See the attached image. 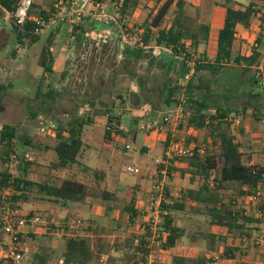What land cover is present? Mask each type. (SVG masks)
Returning a JSON list of instances; mask_svg holds the SVG:
<instances>
[{
	"label": "rangeland",
	"instance_id": "374dc122",
	"mask_svg": "<svg viewBox=\"0 0 264 264\" xmlns=\"http://www.w3.org/2000/svg\"><path fill=\"white\" fill-rule=\"evenodd\" d=\"M51 1L44 0L45 7ZM212 1L187 0L185 13L193 20L200 21V16L201 20H206L205 11ZM237 1L243 4L249 2V0ZM41 2L43 1L41 0ZM153 4L154 0H139L137 6L133 8L130 20H123V23L127 26L132 25L133 22L141 23ZM76 7H81L84 12L81 20L89 18L104 24L100 30L94 31L106 34L105 42L94 46L91 39L84 36L85 38L79 44H75L72 28L73 25L77 24H72L66 18L52 24L43 35H40V39L30 47L21 46L15 42L9 19L0 14V125L3 123L13 125L18 132L27 133L31 137L32 143L36 147L35 150L19 149L20 153L24 152L30 155L31 161L35 163L34 166H31L29 179L33 181H56V176L64 177L67 173H74L79 180L91 186L93 185L92 171L89 173L81 172L76 165L68 170L53 171L49 169L48 165L53 158L52 148L56 142L55 129L46 134L40 133L39 129L49 120L54 121L56 126L65 122L73 115L77 103L81 104L86 101V98H92L96 105L93 110H97L98 114L94 117L93 122L83 129L84 146L82 157L79 160L91 169L104 171L103 186L117 195L116 200L108 202L111 206L119 205L120 207L135 197V203L141 207V210H146L151 195L155 194V190L152 189L153 179L147 174V170L154 168V159L161 155V146L164 145L167 133H173L175 137L184 141L188 146H203L205 148L203 138L207 129L189 126L187 121L190 115V111L187 109L189 102L184 106L185 115L176 126H170L169 121L164 123L165 117L175 113L178 101L171 106H166L162 102V98L156 93V87L161 86L163 81L161 69L155 66L149 68L144 61H121L120 50L124 44L122 35L125 33V29L121 27L117 20L119 14L114 13L115 10L111 5H102V10L108 15L104 20L87 15L91 11L89 0L79 1L78 5L73 8ZM109 20L111 25H107ZM50 33L55 34L57 39L54 43L55 51L52 52L51 71H46L39 64V58ZM257 33L255 24L249 29L238 30L235 49H240V51L248 54L255 47L254 39ZM204 48L207 52V46L200 44L198 51H202ZM262 67H264V49L260 66H254L248 73L243 74L241 66L230 64L223 73L215 78L202 73L200 80L195 79L194 81L197 87H201L200 90L194 91L195 95L199 91L204 93L208 89L211 104H227L237 110L247 106L244 113L238 114L237 117L233 118L234 113L230 114V119L233 121L231 128L236 141L241 145L240 150L243 153V158L252 164H264V126L260 124L259 120H255L251 116L253 105H264V72ZM257 73L260 75L257 77L258 84L251 89L247 79L250 75H257ZM181 82L179 79V83ZM239 82L241 83L238 84ZM139 84L143 90H146L140 93ZM1 85L5 87L2 88ZM249 90H251L252 95L248 94ZM117 94L126 97L127 102L124 105L119 103V99L116 98ZM180 97L186 98L182 93L177 97L178 100ZM104 103L111 104V113L119 116L124 127L122 133L125 138L119 137L118 143L115 142L118 139L114 138L113 135L111 139L104 137L107 123L106 116L103 114ZM213 109H208L205 114L211 113ZM140 126L147 128L140 130ZM126 144L128 145L127 148ZM8 165L12 175H17V162L11 159ZM127 165L139 167L143 171L142 174L129 173L125 168ZM183 165L175 163L174 167L180 169ZM4 167L5 165H2L0 160V169ZM168 182L175 187L197 186L195 182H189L187 174L182 176L179 170L170 171L166 183ZM90 191V194L94 196L88 197L87 200H92L96 204L103 201L96 195L98 191L94 189ZM257 191L259 192L255 196H238L234 189L224 192L226 196L235 199L237 207L240 210L244 209V214L261 220L260 222L253 221L245 226L244 232L248 231L250 237L245 235L243 237L239 235L234 238L228 237L226 232L215 230L204 215L190 213L188 207V210L176 215V222L185 229V236L176 246L167 252H163L162 255L167 260L180 251L186 256L200 251H206L208 254L217 256L227 245H233L239 247L240 251L234 257L228 254L229 258L225 259L224 262L220 260L221 264H264V216L257 212L256 208L258 203L260 204L261 200L264 199V189L260 187ZM33 193L31 196L35 195L34 191ZM73 204L71 203V205ZM19 207L24 213H38L43 217H51L57 223L58 221L60 223L67 221L69 225L73 220L75 222L78 219L86 221L80 212H75L74 208L71 209L73 213L69 212V219H66L63 216L65 213L61 210L62 207L47 200L34 198L19 204ZM139 220L141 223V215ZM124 225L120 223L115 228H105L104 235H114L105 238L107 242L105 250L113 246L115 239L123 238ZM80 233L84 234L85 232L80 229ZM204 233L224 235L227 240L221 241L217 237L205 238ZM192 235L196 236L195 240L191 239ZM94 239L89 237L90 244H93ZM25 244L29 248L30 258L34 245L42 244L54 249L55 252L51 257H48L47 264H56L55 261L62 246V237L40 235L33 237V239H27ZM121 256L118 250L116 257L120 259ZM138 258L139 254L129 253L124 256V261L130 264ZM108 264L110 263L108 262Z\"/></svg>",
	"mask_w": 264,
	"mask_h": 264
},
{
	"label": "trees",
	"instance_id": "16d2710c",
	"mask_svg": "<svg viewBox=\"0 0 264 264\" xmlns=\"http://www.w3.org/2000/svg\"><path fill=\"white\" fill-rule=\"evenodd\" d=\"M17 1L0 0L1 16L3 17L5 12L12 14ZM40 1L33 0L23 30H19L9 19L16 44L30 47L40 39V36L33 33L35 21L38 18L47 19L50 14L55 12L58 0H52L46 6L47 9L44 0L41 3ZM93 1L102 5H111L115 10L114 13L119 14L117 20L121 27L137 38L136 46H122L120 50L121 61H144L149 68L155 66L161 69L162 85L157 86L155 91L162 98V102L166 106H171L178 101L177 97L182 93L183 96H186L184 106L189 102L187 108L190 111L187 119L189 126L207 129L203 138L204 152L198 154L195 150L190 157L176 158L171 167L174 171L179 170L182 176L187 174L189 182H195L197 186L175 187L169 182L165 184V196L168 202L162 201L160 205L161 210L164 211L160 214L159 223V233L162 235L161 249L164 251L172 249L185 236V229L176 222V215L188 210V207L190 213L202 214L210 225L223 228L228 237L234 238L237 235L250 237L248 231L244 232L245 226L253 221L260 222L261 220L244 214V209L240 210L237 207L235 199L226 196L224 193L234 189L238 196H252L255 195L258 186L264 187V164H252L244 160L240 150L241 145L236 141L231 128L233 121L230 119V114L234 113L233 118L237 117L238 114L244 113L247 106L237 110L227 104H211L208 89L204 93L199 91L195 95L194 91L200 90L201 87H197L194 81L195 79L200 80L202 73L215 78L223 73L230 64L241 66L243 74L248 73L254 66H260L264 49V0H249L247 4L234 0H221L226 12L223 26L218 31L216 51L212 60L208 59L205 48L198 51L200 44L206 46L208 43L209 24L188 17L185 13L187 0H154V4L150 7L143 21L141 23L133 22L130 26L124 24L123 20H130L133 8L137 6L139 0ZM254 24L258 30L254 39L255 47L248 54L240 51V49H235L238 38L236 26L241 25L244 29H249ZM107 25H111L110 20ZM102 26H104L103 23H98L89 18L73 25L72 34H74L75 44H79L85 38V32L100 30ZM54 36L55 34L50 33L40 53L39 64L46 71H51L52 54L49 51V46ZM139 42H142L144 46L162 45L169 52L164 51L159 56H154L150 48L139 46ZM192 59L194 72L183 89L179 85V79L188 70L186 61ZM262 69L264 72V67ZM62 76L65 77L64 73ZM259 76L257 73V75L248 77L247 83L251 89L258 84L257 77ZM1 87L4 88L5 86L1 85ZM145 90L139 84V92ZM248 94L252 95L251 90ZM116 98L119 99L121 105L127 102L126 97L121 94H117ZM83 104H88L91 111L78 114V108ZM104 105L103 114L106 116L107 123L113 119L120 123L119 116L111 113V104L104 103ZM95 107L94 100L86 98L85 102L75 105L73 115L56 126V142L52 148L53 158L48 165L49 169L53 171L68 170L74 165L78 166L81 172L89 173L92 171L93 185L89 186L84 181L79 180L74 173H67L64 177L56 176V181H33L29 179L31 166H34L35 163L26 159L25 153H20L19 149L34 151L36 147L27 133L18 132L15 126L3 123L0 125V160L5 167L0 169V201L7 198L8 201L19 206L21 203L37 198L43 201H51L65 208L69 202H83L87 197H93L94 195L90 194L91 189L98 191L96 195L103 201L116 200V194L103 186L104 172L91 169L79 160L82 157L84 146L83 129L91 124L98 114L97 110H93ZM211 108H214L213 111L205 114V111ZM252 108L251 116L255 120L264 116V112H262L264 105H253ZM111 136V131L105 129L104 137L111 139ZM167 140L168 136L165 137L164 144ZM11 159L17 162V175H12L9 169L8 164ZM175 163L184 165L180 169H175ZM33 191L35 195L31 196V193L34 194ZM256 208L257 212L264 216V199L261 200L260 204L258 203ZM122 209L129 214L128 221L124 225L123 238L115 239L113 243V246L119 250L122 256L120 259L111 257L109 263L128 264L124 261V256L132 253L139 254V258L130 264H141L147 254L148 249L144 244L149 232H139L141 213L136 210L133 198L131 201L125 202ZM69 216L70 213L66 219H69ZM78 229L85 232L83 235L98 236L105 233V229L95 222H90L89 225ZM83 235L62 237V252L59 256L63 258V264H96L97 252L104 249L102 240L96 238L95 247L92 248L89 237ZM203 235L205 238L217 237L221 241L227 240L224 235L220 234L209 235L204 233ZM29 238L33 239V237ZM191 239L195 240L196 236L192 235ZM239 251V247L227 245L217 256L208 254L206 251H200L189 256L181 253L173 254L169 260L173 264H216V261L223 260L224 262L225 259H228V254L234 257ZM54 252L52 248L37 244L34 245L30 260L32 264H47L48 257H51Z\"/></svg>",
	"mask_w": 264,
	"mask_h": 264
},
{
	"label": "built area",
	"instance_id": "2783aa9c",
	"mask_svg": "<svg viewBox=\"0 0 264 264\" xmlns=\"http://www.w3.org/2000/svg\"><path fill=\"white\" fill-rule=\"evenodd\" d=\"M79 1L83 0H58L55 12L50 14L47 19H36L33 33L38 36L43 35L52 24L56 23V21L66 18L72 24H78L84 16V12L81 7H73L78 5ZM89 1L91 3V11L87 15H91L95 19L103 20L108 17L102 10V4L94 2L93 0ZM32 2L33 0H18L13 13L5 12L4 15L7 19H10L19 30H23ZM85 36L91 39L94 46H98L99 43L105 42L107 37L106 34H101L94 30L86 32ZM122 39L124 42L123 45L136 46L138 43L137 38L127 33L126 30L122 35ZM139 46L150 48L154 56H159L164 51L169 52V50L162 45L154 44L144 46L142 42H139ZM186 65L188 66V70L182 76V82L179 83L183 89L194 72L193 59L186 61ZM184 104L185 99L180 97L176 104L177 108L175 113L165 117L164 123L169 121L170 126H176L183 118V115H185ZM88 111H91V107L88 104H83L78 108V114H84ZM259 121L260 124L264 126V116L261 117ZM55 128L56 123L49 120L39 129V132L46 134L50 133ZM146 128V126H140V130H145ZM105 129L111 131V134L114 138L118 139V141L121 137L124 138L122 134V132H124V127L121 122L118 123L115 119L106 123ZM167 136L168 140L163 145L161 155L154 159V168L147 170V174L153 179L152 189L155 190V194L151 195L149 205L146 207L147 209L142 210L141 213L142 221L139 232H149L144 244L148 250L141 264H173L162 255L163 252L167 251L161 249L162 235L159 233L160 214L164 213L160 205L162 201L168 202L165 196V184L176 158L190 157L194 154L195 150L198 154H202L205 149L203 146H188L184 141L175 137L173 133H167ZM125 146L126 148L128 147L127 144ZM24 156L29 161L32 160L27 153H25ZM126 170L131 174H142L143 172L139 167L132 165H127ZM260 187L258 186L257 189H260ZM262 188L264 189V187ZM258 192L259 191L256 193ZM84 225H89V222L78 219L76 222L74 220L71 221L68 225L67 221L57 223L51 218L43 217L38 213H24L15 203L8 201L7 198L6 200L2 199V201H0V264H32L29 257V248L25 244V238L40 235H54L56 237L82 236L78 228ZM117 252L118 249L113 246L105 251L99 252L97 254L96 264H107L111 257L116 256ZM56 264H63V258L59 257L56 260ZM216 264H221V262L216 261Z\"/></svg>",
	"mask_w": 264,
	"mask_h": 264
},
{
	"label": "crops",
	"instance_id": "0c3cea01",
	"mask_svg": "<svg viewBox=\"0 0 264 264\" xmlns=\"http://www.w3.org/2000/svg\"><path fill=\"white\" fill-rule=\"evenodd\" d=\"M234 1H237V0H234ZM237 2H239V1H237ZM221 3H222L221 0H213L212 3L208 6V9L205 11L206 20H201L202 19L201 16L199 19L200 20L199 22L208 23L209 27H210L209 32H208V43L206 44V46H207L206 55H207L208 59H211V60L213 59V57L215 55L218 31L223 26L225 12H226L225 8L222 6ZM239 3H242V2H239ZM242 28L243 27L241 25L236 26L237 31L242 29ZM237 37H238V35H237ZM56 39L57 38L55 37L49 46V51L51 54L53 51H55L54 43H56ZM237 40H238V38H237ZM237 40H236V42H237ZM115 142L118 143L119 141H115ZM161 149H163L162 146H161ZM116 198H117V195H116ZM87 199H88V197L83 202H69L67 204V207H65V208L62 207V209H61L65 213L63 216H65V218H66L68 216V213L72 212L71 209L74 208L75 212H77V213L80 212L82 214L83 218L89 222V224H90V222H95L96 224H98L99 226H101L104 229L105 228L111 229L113 227L115 228V227L119 226L120 223L126 224V222L128 221L129 214L122 209V205L120 207H119V205L118 206H115V205L111 206L106 201L105 202L99 201L98 204H96L92 200H87ZM91 199H93V198H91ZM135 201H136V199H135V197H133V202H134V206H135L136 210H138L140 213H142L141 207L137 203H135ZM71 203H74V204L71 205ZM48 218H51V217H48ZM213 228H215V230H221V231L224 230L223 228H220V227L215 226V225H213ZM83 236L95 238L93 244H90L92 248L95 247V244H96L95 240H97L96 238H100L102 240L103 245H104L103 251H105V245L107 243L105 241L106 240L105 238H110V237H113L114 235L111 234L110 236L109 235L107 236V235H104V233H102L98 236L97 235L95 236L92 234H89V235L85 234ZM60 249H61L60 250V254H61L62 246ZM97 253H99V252H97ZM180 253L185 255L181 251L179 252V254ZM59 255L57 256L58 258L60 257ZM116 256H117V254H116Z\"/></svg>",
	"mask_w": 264,
	"mask_h": 264
}]
</instances>
